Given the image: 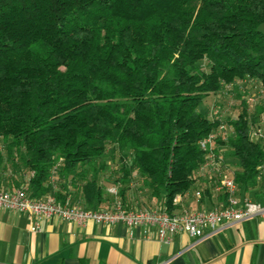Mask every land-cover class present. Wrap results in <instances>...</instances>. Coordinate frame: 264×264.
Returning a JSON list of instances; mask_svg holds the SVG:
<instances>
[{
	"label": "trees",
	"instance_id": "16d2710c",
	"mask_svg": "<svg viewBox=\"0 0 264 264\" xmlns=\"http://www.w3.org/2000/svg\"><path fill=\"white\" fill-rule=\"evenodd\" d=\"M262 26L264 0H0V165L18 158L37 199L54 168L111 156L115 183L134 178L171 213L198 187V142L220 124L199 106L236 82L264 90ZM250 118L242 100L217 141L243 194L264 163Z\"/></svg>",
	"mask_w": 264,
	"mask_h": 264
},
{
	"label": "crops",
	"instance_id": "0c3cea01",
	"mask_svg": "<svg viewBox=\"0 0 264 264\" xmlns=\"http://www.w3.org/2000/svg\"><path fill=\"white\" fill-rule=\"evenodd\" d=\"M0 152L4 155L1 148ZM9 164L4 158L0 165V192L25 188L30 196V172ZM101 166H81L68 176L57 168L48 179V192L37 199L53 194L58 200L70 198L85 209H108L117 198L131 209L163 207L162 200L152 197L134 178L126 186L115 183L118 165ZM89 182L96 183L100 196L93 198L84 191ZM197 185L196 190L205 182ZM194 191L177 196L171 212L209 210L219 200L204 192L197 201ZM35 223L37 232L31 231ZM0 264H264V222L254 218L209 238L177 234L162 242L153 229L144 233L142 227L78 225L58 218L36 222L27 215L0 209Z\"/></svg>",
	"mask_w": 264,
	"mask_h": 264
},
{
	"label": "built area",
	"instance_id": "2783aa9c",
	"mask_svg": "<svg viewBox=\"0 0 264 264\" xmlns=\"http://www.w3.org/2000/svg\"><path fill=\"white\" fill-rule=\"evenodd\" d=\"M237 83L225 86L222 91L229 92ZM258 85L259 94L264 96V90L260 84ZM242 100L247 103V113L251 117L248 121V140L264 150V103H257L254 94L242 97L240 102ZM258 107L262 108L260 113H257ZM218 112L212 108L211 120H219V126L198 142L200 150L204 153V160L198 168L197 177L198 182H205V186L201 185L195 190L194 197L199 201L205 192L204 187H208V191L219 199L209 210L169 213L164 207L131 209L118 198L108 209H85L70 198L58 200L53 194L44 200L33 199L25 188H18L13 192H0V209L27 215L30 220L36 222L41 219L58 218L78 225L95 223L122 224L127 228L142 227L144 233L153 229L155 238L162 242H167L177 234H186L198 240L209 238L226 227L254 218L264 222V163L257 168L255 189H250L246 194L241 193L230 167L233 159L223 154L222 148L226 147L220 146L217 142L226 141L231 134V128L224 124ZM226 127L230 133L222 132ZM55 170L56 168L53 171ZM31 231H38L37 223L31 227Z\"/></svg>",
	"mask_w": 264,
	"mask_h": 264
},
{
	"label": "rangeland",
	"instance_id": "374dc122",
	"mask_svg": "<svg viewBox=\"0 0 264 264\" xmlns=\"http://www.w3.org/2000/svg\"><path fill=\"white\" fill-rule=\"evenodd\" d=\"M262 31L264 32V27L262 26ZM204 67V65H203ZM260 87L258 84H255L254 81H243L242 83L238 82L235 84L232 89L228 92L221 91L217 95L208 97L204 100V102L199 106V112L202 114H206V117L211 120L212 108H215L218 112V115L221 117L224 124L227 119H235L240 111V100L242 97L247 96L248 94H254L256 96L257 103H264V96L259 94ZM257 109V108H256ZM223 133H230V130L226 127ZM222 136V133H221ZM4 156L8 158V155L5 154V147L1 146ZM223 154L229 156V151L227 149L222 148ZM111 156L106 157V163L104 165H121L118 159H111ZM8 161L10 158L7 159ZM15 164L22 165L21 161L17 158L14 159ZM103 162V161H102ZM101 163V161H100ZM10 165V164H9ZM119 167V166H118ZM235 167V165H230ZM109 174V172H108ZM106 174V175H108Z\"/></svg>",
	"mask_w": 264,
	"mask_h": 264
}]
</instances>
